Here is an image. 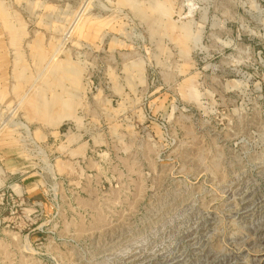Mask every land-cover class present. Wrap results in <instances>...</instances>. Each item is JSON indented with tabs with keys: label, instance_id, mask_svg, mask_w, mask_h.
<instances>
[{
	"label": "rangeland",
	"instance_id": "rangeland-1",
	"mask_svg": "<svg viewBox=\"0 0 264 264\" xmlns=\"http://www.w3.org/2000/svg\"><path fill=\"white\" fill-rule=\"evenodd\" d=\"M0 264H264V0H0Z\"/></svg>",
	"mask_w": 264,
	"mask_h": 264
}]
</instances>
